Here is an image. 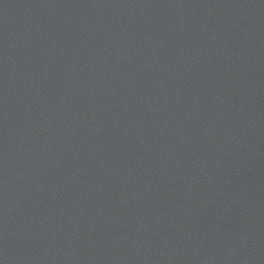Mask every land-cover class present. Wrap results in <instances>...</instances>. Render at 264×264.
<instances>
[{"label":"water","instance_id":"95a60500","mask_svg":"<svg viewBox=\"0 0 264 264\" xmlns=\"http://www.w3.org/2000/svg\"><path fill=\"white\" fill-rule=\"evenodd\" d=\"M0 264H264V0H0Z\"/></svg>","mask_w":264,"mask_h":264}]
</instances>
